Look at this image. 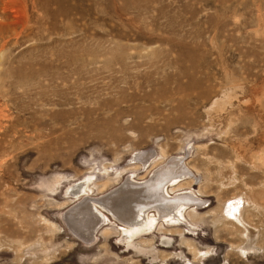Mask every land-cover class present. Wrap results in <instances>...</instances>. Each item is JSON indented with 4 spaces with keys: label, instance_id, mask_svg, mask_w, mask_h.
Here are the masks:
<instances>
[{
    "label": "rangeland",
    "instance_id": "374dc122",
    "mask_svg": "<svg viewBox=\"0 0 264 264\" xmlns=\"http://www.w3.org/2000/svg\"><path fill=\"white\" fill-rule=\"evenodd\" d=\"M174 155L186 226L71 230L78 184ZM0 264H264V0H0Z\"/></svg>",
    "mask_w": 264,
    "mask_h": 264
},
{
    "label": "bare ground",
    "instance_id": "6f19581e",
    "mask_svg": "<svg viewBox=\"0 0 264 264\" xmlns=\"http://www.w3.org/2000/svg\"><path fill=\"white\" fill-rule=\"evenodd\" d=\"M75 113L76 111L73 109L65 112L68 115ZM133 153L131 156L132 163H138L141 167H148L155 161L152 150L141 149ZM184 156H171L152 168V173L149 171L151 173L150 176L148 175L149 177L141 180L130 178L119 187L100 193L101 196L97 198L89 195L85 189L86 183L78 184L75 190L71 192L72 198L78 202L71 207L66 218L71 230L75 235L92 241L97 232L109 225L110 222H114L121 227L118 230L119 239L116 244H128L127 247H131L130 244L138 243L135 239L144 238L143 236L151 232L153 227L156 229L160 222L161 230L165 232L163 224L186 226L185 213L187 209L192 206L199 208L205 203V200L197 196L191 188L176 193L169 192V189L175 191L177 189L175 187L184 180L186 182L184 181L185 183H182L180 187L183 185L190 186L193 182L192 170L185 163ZM232 202L234 201L232 200ZM231 204L223 210L228 216L232 208ZM192 218L197 220L195 216ZM95 231L97 232L94 233ZM102 233L105 236L109 234V231L104 230ZM167 238L165 237L164 244H169L170 240ZM141 239L140 241H142ZM143 244L141 243V247ZM197 250H195L196 252L193 251V254L198 253Z\"/></svg>",
    "mask_w": 264,
    "mask_h": 264
},
{
    "label": "flooded vegetation",
    "instance_id": "af4514ba",
    "mask_svg": "<svg viewBox=\"0 0 264 264\" xmlns=\"http://www.w3.org/2000/svg\"><path fill=\"white\" fill-rule=\"evenodd\" d=\"M106 226H108V225H106ZM116 226H117V228H119V230H120L121 227H120L119 225H116Z\"/></svg>",
    "mask_w": 264,
    "mask_h": 264
}]
</instances>
